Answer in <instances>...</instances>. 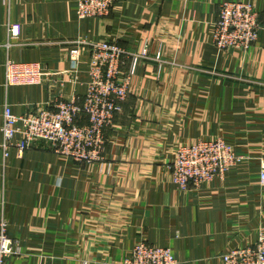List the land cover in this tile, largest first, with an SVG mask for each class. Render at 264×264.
I'll use <instances>...</instances> for the list:
<instances>
[{"label":"crops","instance_id":"0c3cea01","mask_svg":"<svg viewBox=\"0 0 264 264\" xmlns=\"http://www.w3.org/2000/svg\"><path fill=\"white\" fill-rule=\"evenodd\" d=\"M78 1L0 0V143L7 102L22 114L58 95L83 97L90 52L73 67L76 39L148 45V57L106 129L102 161L80 163L36 141L3 164L0 149V215L22 253L6 264H123L140 239L171 248L178 264H223L230 249L254 245L264 227V0H115L103 18H80ZM225 1L259 11L251 49L212 42ZM8 58L41 63L49 81L6 87ZM216 137L242 159L224 177L179 189L177 147Z\"/></svg>","mask_w":264,"mask_h":264},{"label":"built area","instance_id":"2783aa9c","mask_svg":"<svg viewBox=\"0 0 264 264\" xmlns=\"http://www.w3.org/2000/svg\"><path fill=\"white\" fill-rule=\"evenodd\" d=\"M115 0H79L78 16L106 17ZM261 31L260 13L252 2L225 1L218 6L212 42L220 50L246 51L255 45ZM20 24L8 30L7 47L20 37ZM148 45L139 51L128 50L118 39L92 40L78 38L72 43L69 58L77 67L83 51L90 52V81L83 97L65 99L62 95L35 105L22 114L14 113L12 104L4 106L0 149L3 164L12 149L20 153L36 141L52 151L67 155L80 163L100 162L106 151V129L123 111V102L131 90L132 76L138 62L148 57ZM131 66L125 69L126 62ZM50 73L41 63L8 58L5 63V85H37L49 81ZM242 159L233 145L221 137L199 139L182 144L175 150L171 163L172 182L187 191L216 177H224ZM264 184V168L261 172ZM21 253L19 240L10 234L8 220L0 215V264ZM223 264H264V227L254 245L234 247L222 254ZM86 264V263H85ZM123 264H178L171 248L137 241Z\"/></svg>","mask_w":264,"mask_h":264}]
</instances>
